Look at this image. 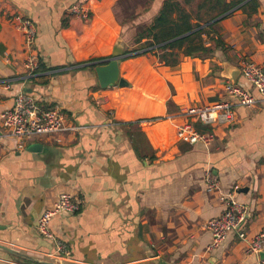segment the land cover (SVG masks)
<instances>
[{"label": "crops", "instance_id": "crops-1", "mask_svg": "<svg viewBox=\"0 0 264 264\" xmlns=\"http://www.w3.org/2000/svg\"><path fill=\"white\" fill-rule=\"evenodd\" d=\"M247 2L220 21L224 47L215 45L218 33L204 35L211 54L181 52L169 66L148 52L147 81L163 87L151 97L129 96L131 83L127 93L101 87L84 60L108 44L113 51L120 39L125 49L140 46L146 37L136 42V35L164 0H0V111L25 91L81 125L18 148L0 120V244L37 258L0 248V264H264V249L248 252L238 230L210 249L205 226L226 207L220 191L208 189L210 169L221 190L247 205L240 228L250 235L264 228V96L241 70L244 61L264 66V0L245 10ZM74 3L86 17L71 11ZM17 13L37 25L40 65L33 74L24 64ZM228 77L257 101L236 103L233 119L216 124L186 113L224 97ZM186 122L214 138L209 144L180 138L176 125ZM61 192L79 196L81 210L55 216L51 236L44 235L38 220Z\"/></svg>", "mask_w": 264, "mask_h": 264}, {"label": "built area", "instance_id": "built-area-1", "mask_svg": "<svg viewBox=\"0 0 264 264\" xmlns=\"http://www.w3.org/2000/svg\"><path fill=\"white\" fill-rule=\"evenodd\" d=\"M71 11L87 16L86 10L78 3L71 4ZM16 28L24 39V64L28 74L35 73L40 65V57L34 49L37 39V25L28 16L15 14L13 17ZM244 76L255 85L264 96V66L253 61H244L241 67ZM222 98L209 101L200 106L185 108L186 113L196 117L205 124H216L230 121L234 117L233 108L236 103L246 106L253 105L257 100L241 84L231 78L224 79ZM0 120L5 127L6 135L14 139L18 148H25L34 137L50 134L54 135L65 131H77L81 125L70 123L64 114L55 107H45L37 98L25 91H20L11 108L0 111ZM180 138L191 143L203 142L209 144L214 138V132L200 131L191 123L176 125ZM209 191L219 190L220 199L225 204L223 212L216 217L209 218L205 224L212 233L209 248L213 249L223 242L230 233L238 230L242 239L248 240L247 251L257 252L264 249V228L255 235H250L240 228L246 219L248 207L240 201L234 191L221 190L219 181L213 176L210 169L206 170ZM82 200L79 196L69 192H61L55 202L43 209L38 220V230L44 235L51 236L50 223L57 215L75 214L81 210ZM61 248L63 246L61 245Z\"/></svg>", "mask_w": 264, "mask_h": 264}, {"label": "trees", "instance_id": "trees-1", "mask_svg": "<svg viewBox=\"0 0 264 264\" xmlns=\"http://www.w3.org/2000/svg\"><path fill=\"white\" fill-rule=\"evenodd\" d=\"M250 1L252 2L243 4V9L247 10L256 2V0ZM194 2L195 0H164L152 22L136 35V42L142 41L144 37L146 40L140 46L125 49L122 75L130 81L134 90L128 92L129 96L139 92L152 97L162 92L161 83L147 81L151 72V65L146 59L148 52H155L159 59L169 66L179 62L181 52L185 55L204 57L214 50V47L206 44L204 35H209L213 31L218 33L215 45L224 47V41L218 30L220 21L242 0H197L193 4ZM221 15L223 17L216 19ZM108 32L111 30L108 29ZM91 51L93 52L94 48ZM111 56L112 51L108 44L104 51L93 52L84 61L101 60ZM89 67L95 68V64H90ZM122 88L123 92L127 93V90ZM113 100L117 102L118 99L113 98Z\"/></svg>", "mask_w": 264, "mask_h": 264}, {"label": "water", "instance_id": "water-1", "mask_svg": "<svg viewBox=\"0 0 264 264\" xmlns=\"http://www.w3.org/2000/svg\"><path fill=\"white\" fill-rule=\"evenodd\" d=\"M221 17H223V15L219 16L216 19H219ZM125 56V45H123L122 39H120L116 42L112 51V56L110 58L91 61V64H95L94 69L101 87L114 85L124 87L130 85V81L124 75H122V60ZM231 79L236 82V80H234L233 78ZM0 248H3L16 256H21L30 260H37V258L31 255H28L5 244H0ZM48 263L58 264L57 262L50 261H48Z\"/></svg>", "mask_w": 264, "mask_h": 264}, {"label": "rangeland", "instance_id": "rangeland-1", "mask_svg": "<svg viewBox=\"0 0 264 264\" xmlns=\"http://www.w3.org/2000/svg\"><path fill=\"white\" fill-rule=\"evenodd\" d=\"M130 4H136V2L134 1V2H131V3H126L125 5H128V6H130ZM127 7H125V9H126Z\"/></svg>", "mask_w": 264, "mask_h": 264}]
</instances>
